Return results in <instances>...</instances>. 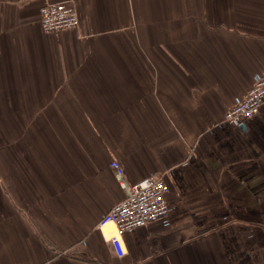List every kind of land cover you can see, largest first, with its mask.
Segmentation results:
<instances>
[{
    "label": "crops",
    "instance_id": "obj_1",
    "mask_svg": "<svg viewBox=\"0 0 264 264\" xmlns=\"http://www.w3.org/2000/svg\"><path fill=\"white\" fill-rule=\"evenodd\" d=\"M260 76L264 0H0V264H264V102L223 121ZM112 160L169 187L121 256Z\"/></svg>",
    "mask_w": 264,
    "mask_h": 264
},
{
    "label": "built area",
    "instance_id": "obj_2",
    "mask_svg": "<svg viewBox=\"0 0 264 264\" xmlns=\"http://www.w3.org/2000/svg\"><path fill=\"white\" fill-rule=\"evenodd\" d=\"M40 25L44 31L76 28L79 18L72 1L47 2L40 8ZM264 102V76L255 79L240 101L228 108L223 121L239 127L245 120L256 114ZM118 183L125 190V197L104 213L98 223L103 229L112 224V232L104 235L111 243L117 256L124 253L122 233L144 225L148 221L164 217L168 213L166 195L169 187L161 175H150L127 184L123 169L118 161L112 160ZM104 230V229H103Z\"/></svg>",
    "mask_w": 264,
    "mask_h": 264
},
{
    "label": "bare ground",
    "instance_id": "obj_3",
    "mask_svg": "<svg viewBox=\"0 0 264 264\" xmlns=\"http://www.w3.org/2000/svg\"><path fill=\"white\" fill-rule=\"evenodd\" d=\"M108 227L112 229V224L111 223H108L106 226H104V228H108ZM111 232H112V230H111ZM108 233H110V232H108ZM108 233H106V234H108Z\"/></svg>",
    "mask_w": 264,
    "mask_h": 264
}]
</instances>
